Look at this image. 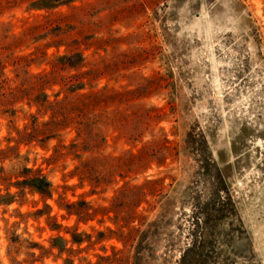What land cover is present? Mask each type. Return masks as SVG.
<instances>
[{
    "label": "rangeland",
    "instance_id": "rangeland-1",
    "mask_svg": "<svg viewBox=\"0 0 264 264\" xmlns=\"http://www.w3.org/2000/svg\"><path fill=\"white\" fill-rule=\"evenodd\" d=\"M29 3L8 9L0 23L17 33L42 20L46 11H28ZM73 5L81 37L113 41L98 59L116 63L120 76L99 87L139 90L122 105L129 131L104 127L90 155L106 175L97 185L73 175L80 163L73 156L17 143L15 126L23 129L36 107H0V264H134L139 252L145 257L136 264H182L191 246L183 264H264V0ZM42 38L23 52L42 47ZM48 53L52 62L59 54ZM51 68L46 61L29 70ZM5 71L15 77L11 64ZM64 133L67 143L76 136ZM144 146L142 158L150 155L127 166ZM32 167L53 182L52 196L20 183ZM72 204L79 214L68 212Z\"/></svg>",
    "mask_w": 264,
    "mask_h": 264
},
{
    "label": "trees",
    "instance_id": "trees-1",
    "mask_svg": "<svg viewBox=\"0 0 264 264\" xmlns=\"http://www.w3.org/2000/svg\"><path fill=\"white\" fill-rule=\"evenodd\" d=\"M27 1H30L28 11L44 10L46 13L42 20L36 18L34 22L26 23L27 26L17 33L12 31V26L8 23H0V107L6 109L19 103L36 107L37 111L30 112V122L23 129L15 126L17 143H34L46 150L51 148L57 159L73 156V159L80 160L73 175H78L82 182L89 181L99 185L106 181V175L100 174L94 165L96 157L91 158L90 155L98 152L100 141L105 137V126L112 125L115 130L129 131L130 115L125 113L128 109L122 105L138 98L136 95L139 90H111L108 83L99 87L104 77L112 79L120 76L119 71H116V63L101 60L102 57L98 59L99 51H107L113 41L109 38L80 36L81 23L77 19L79 8L71 6L77 0H0V15ZM65 5L74 7L73 12L56 10ZM70 23L77 25L72 28ZM72 30L77 31L76 37L71 38ZM40 38L48 40L30 53L23 52V48L30 49ZM51 47H55L58 53L61 47H65L64 52L55 54L53 62L48 53ZM92 49L93 52H86ZM46 61L52 66L51 70L34 73L29 70L31 65ZM8 64L14 67V78L6 74ZM57 84L60 89L54 91ZM68 129L76 131L75 138L69 143L64 139V132ZM135 138L138 139L139 136L135 135L133 139ZM53 140L57 142L50 147ZM144 148L145 146L137 154L131 153L136 160L129 161L127 166L138 165L150 155L147 152L142 158ZM28 170L30 175L20 183L45 196H52L53 182L42 172V168L32 167ZM73 205L66 207L69 213L75 212L71 210ZM75 213L79 214L77 211ZM116 222L119 223V218ZM147 233L146 231L144 234L146 239ZM73 237L74 241L82 240L79 232L73 233ZM191 251L192 246L185 250L181 257L182 264L183 260L190 257ZM144 257V252H139L134 264L140 259L144 260Z\"/></svg>",
    "mask_w": 264,
    "mask_h": 264
}]
</instances>
